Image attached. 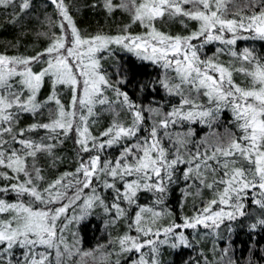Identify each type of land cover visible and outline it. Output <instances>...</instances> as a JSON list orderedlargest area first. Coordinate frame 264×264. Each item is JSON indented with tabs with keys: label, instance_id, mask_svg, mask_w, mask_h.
<instances>
[{
	"label": "snow or ice",
	"instance_id": "obj_1",
	"mask_svg": "<svg viewBox=\"0 0 264 264\" xmlns=\"http://www.w3.org/2000/svg\"><path fill=\"white\" fill-rule=\"evenodd\" d=\"M0 8H38L46 41L0 50V264H264V50L237 47L264 41V0ZM82 8L114 27L81 28ZM92 218L107 238L86 248Z\"/></svg>",
	"mask_w": 264,
	"mask_h": 264
},
{
	"label": "trees",
	"instance_id": "obj_2",
	"mask_svg": "<svg viewBox=\"0 0 264 264\" xmlns=\"http://www.w3.org/2000/svg\"><path fill=\"white\" fill-rule=\"evenodd\" d=\"M34 4H39L41 0H32ZM74 3L83 2L87 3L88 0H73ZM10 11V9L8 10ZM39 9L29 13L26 16H22V25H13L5 21L4 13L5 10L0 8V50H3L5 44L8 41L15 42L16 39L20 40V51L21 52H31L33 48L38 49L39 47L45 44L44 37H37L34 33L40 30V20L38 18ZM73 14L76 16L78 24L81 28H88L89 31H94L98 26H103L105 29L114 27L113 21L111 19H106L103 9L96 8L95 10L90 8H82L79 12L73 11ZM121 14L116 13V16L119 17ZM22 26L26 27L28 31L22 32ZM174 31L180 30L179 25L173 26ZM262 48L264 45H261ZM9 51H13L11 48ZM129 60L133 59L128 57ZM147 70H151V66H148ZM141 71H144L142 68ZM239 79V77H237ZM224 115L229 116V112L225 110ZM223 119H225L223 117ZM227 122V121H226ZM229 127L231 125H228ZM197 135H201V131L206 132L208 129L205 126L199 125ZM180 197L179 192H174L170 198V205L174 210L178 211L177 203ZM81 232L84 238V247L89 248L93 247L97 240H103L106 235L101 231V225L98 220L92 218L91 220L83 221L80 225ZM107 238V237H106ZM259 239V237H257ZM235 246H236V255L238 258H243L248 256V237L244 232H240L234 237ZM260 243H264V240H261ZM204 246L206 248L211 247V241L208 240L205 242ZM190 254H194L189 252ZM256 257H260V253H255ZM181 256H188L187 250L183 249L180 255L175 256L177 261L180 260Z\"/></svg>",
	"mask_w": 264,
	"mask_h": 264
},
{
	"label": "rangeland",
	"instance_id": "obj_3",
	"mask_svg": "<svg viewBox=\"0 0 264 264\" xmlns=\"http://www.w3.org/2000/svg\"><path fill=\"white\" fill-rule=\"evenodd\" d=\"M248 44H255V47L258 49V50H264V47L262 48V44L264 45V41H259V40H256V41H248V40H239L238 42H237V47H238V49L239 48H243L245 45H248ZM215 50V48H214V46L213 45H209L208 46V48H207V51H209V52H212V51H214ZM225 59H227V57H224ZM230 114V113H229ZM223 117L225 118V119H223V121H224V123L225 124H227V122L226 121H228V120H230L231 119V116L229 115V116H226V115H224L223 114ZM107 119V118H106ZM195 128H196V130H197V132H198V127H199V125L198 124H195V125H193ZM201 134L203 133V131H201L200 132ZM198 136V135H197ZM80 232H81V228H80ZM81 234H82V232H81ZM83 235V234H82ZM106 235V234H105ZM104 239H106V237L104 238ZM103 239V240H104ZM95 245V244H94ZM185 250H187V255H190V253L189 252H191V250H188V249H185ZM192 253V252H191ZM186 257V256H185Z\"/></svg>",
	"mask_w": 264,
	"mask_h": 264
}]
</instances>
